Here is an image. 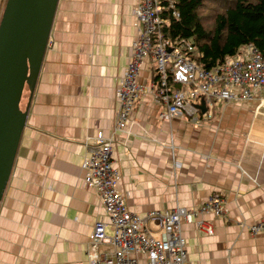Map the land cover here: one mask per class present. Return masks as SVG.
<instances>
[{
  "label": "crops",
  "instance_id": "0c3cea01",
  "mask_svg": "<svg viewBox=\"0 0 264 264\" xmlns=\"http://www.w3.org/2000/svg\"><path fill=\"white\" fill-rule=\"evenodd\" d=\"M6 2L0 0V21ZM138 4L59 0L0 204V264H88L94 227L104 222L112 232L97 191L85 185L82 164L86 143L114 132L119 78L141 33ZM156 75L155 60L146 58L138 76L141 99L127 131L114 136L118 190L139 215L198 209L221 194L225 217L198 216L213 234L182 222L188 264H264V233L248 230L264 219V87L250 100L218 102L212 118L194 124L187 117L160 118L166 106L155 100Z\"/></svg>",
  "mask_w": 264,
  "mask_h": 264
},
{
  "label": "built area",
  "instance_id": "2783aa9c",
  "mask_svg": "<svg viewBox=\"0 0 264 264\" xmlns=\"http://www.w3.org/2000/svg\"><path fill=\"white\" fill-rule=\"evenodd\" d=\"M164 10L162 0H139L135 15L141 33L119 78L114 132L110 136L100 133L86 143L87 155L82 164L85 185L97 191L112 229L108 233L104 222L94 227L90 234L94 251L89 255L88 264H188L183 220L194 222L213 234V226L198 220V216L210 211L226 216V198L219 193L211 194L198 209L177 206L139 215L129 209L126 197L118 190L120 174L113 161L114 136L127 131L141 99L144 88L138 76L146 58L156 62L159 83L153 86L155 100L166 106L160 113L161 119L187 117L194 124H201L205 118L213 117L212 108L218 102L250 100L264 87V56L256 46L245 45L224 64L206 69L184 53V49L195 52L189 41L171 42L165 38L163 29L170 25V19L163 16ZM173 16L178 17V12L174 11ZM203 101L206 112L201 108ZM179 167L181 163L175 161V168ZM248 230L253 235L264 233V219L248 226ZM100 246L107 247L106 251L99 250Z\"/></svg>",
  "mask_w": 264,
  "mask_h": 264
},
{
  "label": "water",
  "instance_id": "95a60500",
  "mask_svg": "<svg viewBox=\"0 0 264 264\" xmlns=\"http://www.w3.org/2000/svg\"><path fill=\"white\" fill-rule=\"evenodd\" d=\"M59 0H7L0 21V204L12 175ZM26 89L29 99L22 100ZM203 112L207 111L205 101Z\"/></svg>",
  "mask_w": 264,
  "mask_h": 264
},
{
  "label": "trees",
  "instance_id": "16d2710c",
  "mask_svg": "<svg viewBox=\"0 0 264 264\" xmlns=\"http://www.w3.org/2000/svg\"><path fill=\"white\" fill-rule=\"evenodd\" d=\"M162 3L163 16L170 19V25L163 29L165 38L171 42L189 41L195 52L184 49V53L204 68L224 64L248 44L256 46L264 56V0H162ZM174 11L178 17L173 16ZM155 79L159 83L158 74ZM171 85H174L172 78ZM26 92L27 89L22 103Z\"/></svg>",
  "mask_w": 264,
  "mask_h": 264
},
{
  "label": "rangeland",
  "instance_id": "374dc122",
  "mask_svg": "<svg viewBox=\"0 0 264 264\" xmlns=\"http://www.w3.org/2000/svg\"><path fill=\"white\" fill-rule=\"evenodd\" d=\"M27 96V95H26ZM26 98V97H25ZM25 98H24V101H23V103H22V107L23 108H25L26 107V105H25Z\"/></svg>",
  "mask_w": 264,
  "mask_h": 264
}]
</instances>
